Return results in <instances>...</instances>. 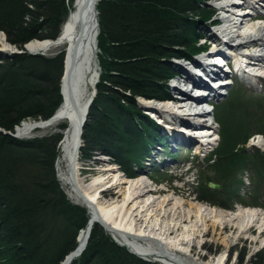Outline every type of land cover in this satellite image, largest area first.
Returning <instances> with one entry per match:
<instances>
[{
  "label": "trees",
  "instance_id": "16d2710c",
  "mask_svg": "<svg viewBox=\"0 0 264 264\" xmlns=\"http://www.w3.org/2000/svg\"><path fill=\"white\" fill-rule=\"evenodd\" d=\"M70 6V0H0V31L21 51L4 61L7 67L0 65L1 130L13 133L24 121L47 120L60 105L63 54L45 59L27 54L24 45L53 39ZM198 8V0H97L100 72L82 135L92 152L112 158L126 172L149 146L164 141L160 127L135 100L169 96L168 79L174 72L170 61L202 49L194 35L202 32L200 23L210 21L211 12L202 9L196 18ZM166 50L178 55L167 57ZM258 104L262 106L263 99L240 94L226 104L231 119L234 108L244 106V112L231 125L223 121L228 128L218 135L217 152L205 163L219 173L220 190L201 187L210 203L228 202L241 192L258 198L264 185V154L234 145L237 140L231 135H242L255 110L261 117L255 125L264 136V108ZM58 129L51 136L26 140L0 134V264H58L87 225L86 209L67 200L56 178L54 163L65 124ZM243 174L249 178L247 191ZM98 226H92L86 249L73 264H157L116 245Z\"/></svg>",
  "mask_w": 264,
  "mask_h": 264
},
{
  "label": "bare ground",
  "instance_id": "6f19581e",
  "mask_svg": "<svg viewBox=\"0 0 264 264\" xmlns=\"http://www.w3.org/2000/svg\"><path fill=\"white\" fill-rule=\"evenodd\" d=\"M221 1L214 0L210 4L212 6L215 3L213 6L221 5L227 8L224 11L227 16H221L211 21L210 24L218 23L219 20L221 21L219 32L217 30L211 32V39L221 41L229 38L228 41L235 40L239 43L242 42L239 49H237V54L241 56L244 60L243 62L247 63V65L250 61L259 63L256 68L248 66L249 68H246V70L258 71L255 75L261 72V76L259 78H251L247 73L242 71V68L241 76L247 78L250 83L259 82L264 79V72L261 71L259 66L261 64L260 58L252 59L244 54L251 53L253 55H260L264 53V26H257L256 29H253L252 34L244 40L240 32L241 24L253 19L255 14L250 13V11L246 12L247 9L245 8L244 16L238 17L229 11L230 6L224 5ZM263 2L264 0H250L243 1V4H247L254 10ZM96 4L97 0H72L69 12L53 39L43 41L33 40L25 45L26 50L30 53L45 52L52 48L61 49V53L63 54V71L66 69V72L61 75V103L54 114L44 121H24L15 127V131L20 135L29 133L35 129L52 127L58 123L65 124L58 148L59 158L55 162V167L58 171L59 180L68 188L69 198L74 203L86 207L90 215L88 225L77 233L74 249L65 255L58 264H73L79 259L86 249L92 225L96 220H100L103 224L107 225L109 234L118 244L125 245L132 252L144 257L151 256L157 261L162 260L165 264H187L178 253L179 251L186 252L188 250L190 243L193 242L189 236L196 233L198 223L208 222L209 217L211 220L219 221L222 230H226L229 227L232 230L235 227L231 224H234L236 226L235 230L238 229V233L240 231L241 233L244 231L250 233L255 232L258 238H264V210L262 209L246 207L239 208L235 213H228L215 207L206 206L201 202L188 203L187 201L185 202V206L187 207L184 208L180 206L181 202H177V198H169V196H163L161 198L159 210L163 206L170 205L171 210L175 212V219L162 231V234H147L139 226L140 222H142L141 214L148 213L149 209L156 202L151 201L148 203L149 200L144 199L151 192L147 189L146 183L125 181L124 175H120L119 173L115 174L111 169H103L102 171H106L107 173L105 176H93L89 181L85 180V177H81V169H86L87 167L80 161L82 136L78 135L77 128L86 119L91 91L94 88L98 76L94 62L98 50ZM231 8L240 9L237 6H231ZM203 26L207 27L208 25L205 24ZM249 47L254 49L253 53L247 49ZM17 53H21V51L11 45L5 35L0 31V55L11 54L10 56H12ZM165 53L167 57L178 55V53L171 50H166ZM261 59L263 60L264 57ZM206 60V58H200L196 62L202 66V62L204 63ZM176 68L187 70L179 66V63ZM185 76L187 79L193 81L192 78L194 75L191 72H188ZM173 82H169L168 86H175L179 90H183V86L185 85L183 81L178 80L176 83ZM214 82L216 84V81ZM219 82H217L218 85H220ZM140 104L156 110L161 115L158 121L162 123L164 131L170 136L173 146H182V144H189L191 141L197 140L194 135V138H192L182 134L180 130V127H182L180 123L181 118L177 117L180 113H185V116L194 120L196 123L194 127L206 125L205 112L201 110V107L194 106L192 103L172 106L169 102L155 103V101H143ZM172 119H176L177 126L170 122ZM200 130L195 132H204ZM208 130L215 131V128L211 127ZM255 145L259 148H263L264 146L259 138L256 140ZM200 148L204 150L207 146L202 145ZM159 164V162H151V165L156 167ZM100 165L102 166L101 163ZM106 184L114 187L116 190V193L109 189L101 193L103 197L106 194L113 197L114 200L108 204L101 202L102 197H100L99 193L101 188L107 186ZM164 212L167 214L166 211ZM156 215V212H154L153 216ZM138 216L140 217L137 219ZM192 216L194 220H190ZM182 220H185L184 223H182ZM211 227L215 229L216 226L213 224ZM178 231L181 232V235L171 237L172 234ZM146 241L150 243H143ZM223 260L224 253L213 257L205 264H224Z\"/></svg>",
  "mask_w": 264,
  "mask_h": 264
},
{
  "label": "rangeland",
  "instance_id": "374dc122",
  "mask_svg": "<svg viewBox=\"0 0 264 264\" xmlns=\"http://www.w3.org/2000/svg\"><path fill=\"white\" fill-rule=\"evenodd\" d=\"M35 1L41 2L44 0H35ZM70 2L72 3V0H70ZM213 2L214 0H198L199 8H198L197 13H195L196 18H200L199 15L202 9L211 10L212 7L210 6V4ZM260 13H264L263 8L260 10ZM218 17H219V14H215L211 17L210 21H213L217 19ZM38 21H40V19ZM207 23L208 22L203 21L202 25L207 24ZM60 27L58 29H60ZM208 35H211V30L208 32ZM25 45H24V51L27 54L31 55L32 53L26 50ZM59 53H61V49L52 48V49H49L48 51H45V52L42 51V52H39L38 54L37 53L35 54L45 59H51L53 56H56ZM100 54H101L100 50L98 49L96 56H95V60H94L98 74L100 72V68L98 65L97 55H100ZM10 55L11 54H8V55L4 54V56L0 55V64L3 62L4 65L7 67L9 64H5L4 61L9 60ZM175 62H176L175 60L170 61V63H173L174 65H175ZM180 64L183 65L184 68L187 67L186 63L182 64V62H180ZM176 82L177 80L174 81L173 83H176ZM259 83H261L262 85ZM224 92L226 93L228 92V96L226 98H223V95H222V97L219 98L218 100L220 101L219 108L213 113L214 120H215V123H214L215 133H216V140L213 142V144L208 146L206 148V151L202 153V152H199V149H198V144H199L198 140H197L198 142L194 140V141H191L189 144H182V146L180 145L173 146L171 145V142H169L168 149L173 151L170 154L175 155L176 158H173V157L169 158L167 156V153H169L170 151L167 150L166 154H164L166 155L165 158L168 160L165 166L164 167L158 166L152 171L153 174H159L157 177H154L156 178L157 181L152 182L148 179L146 180H148L149 182L141 181V182H146L147 189L151 191L150 194H147L144 197V199L149 200L148 203H150L151 201L156 202L154 206L149 209L148 213L141 214L142 222H140L139 226L142 229H144L147 234H151V235L152 234H156V235L162 234V231L165 230L166 227L170 225L176 217L175 212L171 210L170 205L166 207L163 206L159 210V205L161 202V198L163 196H169V198H177L178 199L177 202H181L180 206L184 208L187 207L185 206L186 201L188 203L189 202L196 203L200 201V202H203L206 206L213 207V208L215 207L217 209L227 211L228 213H235L239 208H246V207H254V208H259V209L264 210V192H263L264 185L262 186V189L260 191H257L258 198H255L254 196H251L248 193L244 194L243 192H241L240 196H236V198L232 197V200L228 202L223 200V203L209 204L205 202L207 200L203 197V195H201L202 185L206 184L207 182H211V183L219 182V175H218L219 173H217V169L209 168L205 164L207 159H209L212 155H210L208 158L206 157L207 159L204 158V156H206L212 150H215V153L217 152L218 144L221 143V140L218 138V135L220 136L222 135L221 133L224 127H226L224 126V123L226 122L227 124V120H228L229 125L233 124L232 120H234L235 118L238 119V116H240L244 112V106H241L238 108L236 107V109L234 108L233 115L235 118L231 119V115H230L231 112H228V105H226L227 102L230 101L233 94L235 95L240 94L241 96L247 97L249 99H257V98L263 99V105L260 106V104H258V107H260V109L264 108V80L263 79L260 80L258 83H256L254 87L249 90L246 89V87L245 88L244 87H240V88L231 87L227 91H224ZM135 101H136V104L140 108V106H142L140 103L143 102V100L136 99ZM250 115L254 116V120H252V118H249L250 120L245 122L244 129H242L243 130L242 135L239 136V138H236V134H231L233 138L237 140L236 142H234L235 143L234 145L240 144L241 146L246 148L247 152L249 151L255 152L256 150H258L260 153L264 154V146L263 148H259L255 145L256 139L258 140V138H260L259 135L263 136L260 133L259 127L257 128V126L255 125L261 121L260 111L253 110L250 113ZM224 120L226 121L223 123ZM249 123H253V124L248 126ZM60 125L61 123H58L55 126L48 127L45 129H35L33 131H30L29 133L20 134V135L17 134L16 135L17 137L14 136L15 133H12V136L10 135H5V136H10L14 139H20V140L30 139L35 136L37 137L51 136L52 133H55L54 131L59 130L58 127ZM227 128L228 127H226V129ZM162 135L168 140L171 139L170 136L164 131V129H163ZM83 137L84 136L82 135L81 149H80V161L83 165H86L87 167L85 171L82 172V174L85 177V180L89 181V179H91L93 176H96V177L100 175L105 176L107 173L106 171L103 172L102 171L103 169H111L114 171L115 174L119 173L120 175L126 172L125 170L124 171L120 170L118 168L119 166L114 163V160L112 158H109L106 156L104 157L96 151L92 152L90 148L87 147L88 145L86 144V141L83 139ZM245 137H248V139H246L245 143L242 144L243 140L241 139H244ZM225 139L226 141H228V139L230 138L228 136H225ZM179 144L181 143L179 142ZM263 145H264V142H263ZM100 163L102 164V166L100 165ZM182 166L185 168L188 166H192V167L199 166L200 167V168H194L191 171L192 174L196 176V183H193L194 181L192 180L191 176L185 177L186 179H184L181 183L180 182L175 183V181H177L178 175L179 174L183 175L184 170L182 173H178L179 171L175 169L171 170V168L172 167L181 168ZM127 167H128V172H126L125 174L127 176H131L133 174V170L130 168V165H127ZM56 173L58 176L57 181L59 185L61 186V189L63 190L67 200L71 204L81 207L82 209L83 208L85 209L84 206L74 203L73 200L69 198L68 188L64 186L62 182L59 180L57 169H56ZM146 173H149L148 169H146ZM242 176L243 177H241V181L245 184V189L247 191L248 190L247 187H249L248 186L249 178L247 174H243ZM110 190L116 193L115 189H110ZM196 196L199 198L198 201H196L195 199ZM101 197H102L101 202L106 203V204L114 200L113 197L109 196V194H106L105 197L101 195ZM218 200L220 199L218 198ZM164 211H166L167 214H165ZM154 212H156L157 214L156 216H153ZM139 217L140 216H138L137 219ZM190 220H194L193 216L190 218ZM208 220L209 221L208 222L206 221L205 223H198L196 233H194V235L191 234L189 236L190 240L193 242L190 243L188 250L186 252L179 251L178 253V255H180L186 261L187 264H205L207 261L211 260L213 257L218 256L222 253H224V260H223L224 264H264V243H263L264 238L263 237L258 238L255 232L250 233V232L244 231L241 233L240 231L238 233V229L235 230L236 226L234 224H231L233 225V227H235L232 230L230 229V227L227 228L226 230H222L219 221H216L214 219L211 220L210 217L208 218ZM184 221L182 220V223H184ZM213 224L214 226H216L215 229L211 227ZM98 228L102 232H104L110 238L111 241L116 242L112 238V236L109 234L108 231L106 232L101 226H98ZM180 233L181 232L178 231L177 233L172 234L171 237H174L175 235L179 236L181 235ZM147 242L149 241H146L143 243H147ZM115 244L118 245L117 242ZM143 258L146 260L153 261V257L151 256L143 257ZM157 264H165V263L162 260H159Z\"/></svg>",
  "mask_w": 264,
  "mask_h": 264
},
{
  "label": "water",
  "instance_id": "95a60500",
  "mask_svg": "<svg viewBox=\"0 0 264 264\" xmlns=\"http://www.w3.org/2000/svg\"><path fill=\"white\" fill-rule=\"evenodd\" d=\"M3 35H4V34H3ZM65 72H66V69L63 71V73H65ZM90 101H91V99H90ZM90 101H89V104H90ZM83 124H84V122H83ZM83 124H80L79 127L77 128V133H78L79 136L82 134ZM0 134H3V135H10V136H12V135L10 134V132H5V131H3V130H1V129H0ZM211 187H212L213 189H218V188H219L218 185H212Z\"/></svg>",
  "mask_w": 264,
  "mask_h": 264
}]
</instances>
